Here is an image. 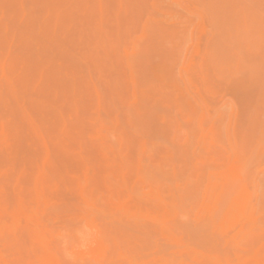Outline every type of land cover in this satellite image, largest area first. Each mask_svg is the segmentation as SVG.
Returning a JSON list of instances; mask_svg holds the SVG:
<instances>
[{
    "label": "rangeland",
    "instance_id": "obj_1",
    "mask_svg": "<svg viewBox=\"0 0 264 264\" xmlns=\"http://www.w3.org/2000/svg\"><path fill=\"white\" fill-rule=\"evenodd\" d=\"M0 120V264L264 263V0H0Z\"/></svg>",
    "mask_w": 264,
    "mask_h": 264
},
{
    "label": "bare ground",
    "instance_id": "obj_2",
    "mask_svg": "<svg viewBox=\"0 0 264 264\" xmlns=\"http://www.w3.org/2000/svg\"><path fill=\"white\" fill-rule=\"evenodd\" d=\"M130 1H131V0H130ZM126 8H127V6H126ZM116 9H117V8H116ZM143 11H144V10H143ZM135 12H136V11H135ZM123 14H124V13H123ZM128 14H129V13H128ZM126 16H127V15H126ZM123 17H124V16H123ZM155 24H156V23H155ZM155 26H156V25H155ZM17 101H18V100H17ZM77 113H78V112H77ZM80 116H81V115H80ZM60 117H61V116H60ZM60 117H59V118H60ZM59 121H60V119H59ZM0 122H2V121L0 120ZM80 122H81V120H80ZM49 123H50V122H49ZM0 125L3 126L4 124H1V123H0ZM58 125H59V124H58ZM133 125H134V124H133ZM2 126H1V128H2ZM135 127H136V126H135ZM1 128H0V129H1ZM3 129H4V128H3ZM1 132H2V130H1ZM47 132H48V131H47ZM49 132H50V131H49ZM55 135H56V134H55ZM56 137H57V136H56ZM46 140H47V139H46ZM43 141H45V139H44ZM63 141H64V140H63ZM46 142H47V141H46ZM40 143H41V142H40ZM61 148H62V147H61ZM7 149H8V148H7ZM40 149H42V148H40ZM16 150H17V149H16ZM101 150H102V149H101ZM82 151H83V150H82ZM140 151H142L141 148H140ZM8 152H9V151H8ZM9 153H11V152H9ZM82 153H83V152H82ZM16 154H17V153H16ZM41 154H43V153H41ZM41 154H40V155H41ZM17 156H18V155H17ZM139 156H142V155H139ZM89 158H91V157H89ZM137 158H138V156H137ZM141 158H142V157H141ZM105 159H106V158H105ZM97 160H98V159H97ZM115 160H116V159H115ZM143 160H144V159H143ZM8 161H9V160H8ZM13 161H14V160H13ZM76 161H77V160H76ZM113 161H114V159H113ZM181 161H182V160H181ZM11 162H12V161H11ZM23 162H24V161H23ZM94 162H95V161H94ZM142 162H143V161H142ZM15 163H16V162H15ZM53 163H54V162H53ZM113 163H114V162H113ZM140 163H141V162H140ZM12 164H13V163H12ZM98 165H99V164H98ZM184 165H185V164H184ZM9 166H10V165H9ZM60 166H61L60 168H62V165H60ZM112 166H113V165H112ZM18 167H19V166H18ZM142 167H143V166H142ZM71 168H72V167H71ZM101 168H102V167H101ZM150 168H151V167H150ZM62 169H63V168H62ZM62 169H61V170H62ZM108 169H109V168H108ZM112 169H113V168H112ZM102 170H103V169H102ZM116 170H117V168H116ZM118 170H119V169H118ZM149 170H150V169H149ZM157 170H158V169H157ZM159 170H160V168H159ZM63 171H64V170H63ZM166 171H167V170H166ZM171 171H172V169H171ZM64 172H65V171H64ZM109 172H110V171H109ZM122 172H123V171H122ZM68 173H69V172H68ZM113 173H114V172H113ZM113 173H112V174H113ZM150 173H152V172H150ZM150 173H149V174H150ZM170 173H171V172H170ZM135 174H136V173H135ZM163 174H164V173H163ZM164 175H165V174H164ZM112 176H113V175H112ZM118 177H119V176H118ZM154 177H155V176H154ZM154 177H152V180H153ZM121 178H122V176H121ZM157 178H158V177H157ZM163 178H164V177H163ZM163 178H162V179H163ZM122 179H123V178H122ZM128 179H129V178H128ZM136 179H137V178H136ZM116 180H119V179L117 178ZM163 180H164V179H163ZM107 181H108V180H107ZM153 181H154V180H153ZM156 181H159V179L156 180ZM167 181H168V179H167ZM167 181H166V179H165V182H166V183L169 182V181H168V182H167ZM82 182H84V181H82ZM82 182H81V183H82ZM121 182H122V181H121ZM154 182H155V181H154ZM154 182H153V183H154ZM125 183H126V182H125ZM171 183H172V182H170L169 184H171ZM83 184H84V183H83ZM109 184H110V183H109ZM111 184H112V183H111ZM136 184L138 185V183H136ZM157 184H158V183H157ZM157 184H156V185H157ZM177 184H178V183H177ZM79 185H81V184H79ZM116 185H117V184H116ZM133 185H134V184H133ZM154 185H155V184H154ZM154 185H153V186H154ZM161 185H162V184H161ZM171 185H172V184H171ZM81 186H82V185H81ZM172 186H173V185H172ZM31 187H32V186H31ZM35 187H36V186H35ZM83 187H84V186H83ZM133 187H134V186H133ZM133 187H132V189L135 188V187H134V188H133ZM138 187H139V186H138ZM190 187H191V186H190ZM75 188H76V187H75ZM142 188H143V185H142ZM211 188H212V187H211ZM34 189H36V188H34ZM130 189H131V188H130ZM130 189H128V190H130ZM132 189H131V190H132ZM138 189H139V188H138ZM188 189H189V188H188ZM188 189H187V190H188ZM206 189H209V185H208V188H206ZM213 189H214V188H213ZM241 189H242V188H241ZM16 190H17V189H16ZM125 190H126V189H125ZM131 190H130V191H131ZM151 190H152V189H151ZM154 190H155V189H154ZM160 190H161V189H160ZM179 190H181V189H179ZM182 190H183V189H182ZM204 190H205V189H204ZM218 190H219V189H218ZM33 191H35V190H33ZM130 191H128V192H130ZM134 191H137V190H134ZM132 192H133V191H132ZM156 192H157L156 190H155V193L153 192V193H154L153 196L157 195ZM160 192H161V191H160ZM208 192H209V191H208ZM33 193H34V192H33ZM137 193H138V192H137ZM178 193H180V192H178ZM181 193H182V191H181ZM219 193H221V192H219ZM81 195H82V196H85L84 193H82V192H81ZM134 195H136V193H134ZM149 195H150V193H149ZM170 195L172 196V193H170ZM221 195H222V193H221ZM150 196H151V195H150ZM153 196H152V198H153ZM171 196H170V197H171ZM174 196H175V193H174ZM176 196H179V195H177V193H176ZM77 197H78V196H77ZM156 197H157V196H156ZM156 197H155V198H156ZM161 197H162V195H161ZM170 197H169V198H170ZM180 197H181V196H180ZM60 198H61V197H60ZM80 198H81V200H82V197H80ZM84 198H87V196L84 197ZM132 198H133V197H132ZM173 198H174V197H172V199H173ZM178 198H179V197H178ZM61 199H62V198H61ZM88 199H89V197L87 198V200H88ZM158 199H159V198H158ZM172 199H171V200H172ZM217 199H218V198H217ZM222 199H223V198H222ZM84 200H85V199H84ZM87 200H86V202H87ZM92 200H93V199H92ZM169 200H170V199H169ZM171 200H170V201H171ZM174 200H175V198H174ZM179 200H180V199H179ZM179 200H177V198H176V200H175V202L177 201L176 204H178V201H179ZM89 201H90V200H89ZM97 201H98V200H97ZM160 201H161V200H160ZM160 201H159V203H161ZM181 201H182V199H181ZM181 201H179L180 204H181ZM207 201H208V200H207ZM238 201H239V200H238ZM37 202H38V201H37ZM116 202H117V201H116ZM162 202H163V201H162ZM183 202H184V201H183ZM215 202H217V201H215ZM223 202H224V201H223ZM68 203H69V202H68ZM205 204H206V203H205ZM83 205H88V204H84V203H83ZM184 205H185V204H184ZM68 206H69V205H68ZM137 206H138V205H137ZM158 206H159V205H158ZM162 206L164 207L165 205L162 204ZM177 206H179V204L176 205V208H175V209H177ZM180 206H181V205H180ZM81 207H82V206H81ZM88 207H89V206H88ZM170 207L172 208V206H170ZM170 207L168 206L167 208H170ZM174 207H175V206H174ZM182 207H183V206H181V209H183ZM185 207H186V206H185ZM215 207H216V206H215ZM29 208H30V207H29ZM83 208H85V207H83ZM134 208H135V207H134ZM230 208H231V206H230ZM107 209H108V208H107ZM121 209H122V208H121ZM121 209H120V210H121ZM136 209H137V208H136ZM161 209H162V208H161ZM165 209H166V208H165ZM175 209L173 208V210H175ZM210 209H211V208H210ZM223 209H224V208H223ZM237 209H238V208H237ZM85 210H86V209H85ZM93 210H94V209H93ZM167 210H169V209H167ZM213 210H214V209H213ZM80 211H81V210H80ZM82 211H83V210H82ZM87 211H88V210H87ZM125 211L127 212V210H125ZM142 211H143V210H142ZM169 211H170V210H169ZM178 211H179V208H178ZM185 211H186V209L184 210V212H185ZM214 211H215V210H214ZM223 211H224V210H223ZM47 212H48V211H47ZM66 212H67V211H66ZM94 212H96V211H94ZM118 212H119V211H118ZM118 212H117V213H118ZM138 212H139V211H138ZM144 212H145V211H144ZM181 212H182V211H181ZM186 212H187V211H186ZM209 212H211V211H209ZM215 212H216V211H215ZM78 213H79V212H78ZM174 213H175V211H174ZM224 213H225V212H224ZM224 213H222V214H224ZM244 213H245V212H244ZM43 214H44V213H43ZM82 214H84V215H82V216L87 217V213L84 212V213H82ZM105 214H107V213H105ZM172 214H173V213H172ZM222 214L220 213L221 216H222ZM245 214H246V213H245ZM85 215H86V216H85ZM90 215H92V214L89 213L88 216L90 217ZM110 215H111V214H110ZM155 215H157V214H155ZM160 215H162V213H161ZM166 215H167V214H166ZM170 215H171V214H170ZM178 215H181V214H178ZM178 215H177V216H178ZM220 215H219V216H220ZM229 215H230V214H229ZM229 215H228V216H229ZM79 216H80V215H79ZM95 216H96V213H95ZM101 216H102V215H101ZM111 216H112V215H111ZM167 216H168V215H167ZM172 216H173V215H172ZM249 216H250V215H249ZM89 217H87L86 219H89ZM165 217H166V216H165ZM168 217H169V216H168ZM174 217H175V216H174ZM209 217H211V216H209ZM262 217H263V216H262ZM104 218H105V217H104ZM108 218H109V216H108ZM112 218H113V217H112ZM116 218H117V217H116ZM147 218H148V217H147ZM163 218H164V217H163ZM176 218H177V217H176ZM196 218H197V216H196ZM196 218H195V219H196ZM228 218H229V217H228ZM228 218H227V220H228ZM249 218H250V217H249ZM256 218H257V217H256ZM256 218H255V219H256ZM258 218H259V217H258ZM90 219H92V216H91ZM178 219H179V218H178ZM178 219H177V220H178ZM212 219H213V218H212ZM215 219H216V218H215ZM218 219H219V218H218ZM221 219H222V218H221ZM229 219H230V218H229ZM241 219H242V218H241ZM260 219H261V218H260ZM262 219H264V218H262ZM107 220L110 222V219H107ZM121 220H122L121 222H124L123 219H121ZM169 220H170V219H169ZM174 220H175V219H174ZM181 220H182V219H181ZM188 220H189V219H188ZM209 220L211 221V219H209ZM219 220H220V219H219ZM227 220H226V221H227ZM242 220H244V219H242ZM249 220H250V219H249ZM15 221H16V220H15ZM18 221H19V220H18ZM87 221H88V220H87ZM103 221H104V220H103ZM111 221H112V220H111ZM131 221H132V220H131ZM159 221H160V220H159ZM172 221H173V220H172ZM202 221H203V220H202ZM206 221H208V220H206ZM206 221H204V222H205V226L208 225V227H209V222H208V224H206ZM259 221H260V220H259ZM263 221H264V220H263ZM263 221L261 220L260 223L263 222ZM80 222H81V221H80ZM80 222H79V223H80ZM119 222H120V221H119ZM212 222H213V221H212ZM216 222H217V221H216ZM224 222H225V221H224ZM224 222H223V224H224ZM255 222H256V220H255ZM255 222H254V223H255ZM47 223H48V222H47ZM124 223H125V222H124ZM129 223H130V222H129ZM182 223H183V222H182ZM189 223H190V222H189ZM201 223H202V222H200V224H201ZM252 223H253V222H252ZM88 224H89V223H88ZM108 224H109V223H108ZM134 224H136V223L134 222ZM170 224H171V223H170ZM193 224H194V223H193ZM202 224H203V223H202ZM202 224H201V225H202ZM225 224H226V223H225ZM1 225H2V224H1ZM1 225H0V228L2 227ZM30 225H32V224H30ZM89 225H90V224H89ZM99 225H101V223H100ZM123 225H124V224H123ZM126 225H127V224H126ZM216 225H218V224L216 223ZM263 225H264V224H263ZM112 226H113V225H112ZM115 226H116V225H115ZM121 226H122V225H121ZM127 226H128V225H127ZM127 226H126V228H127ZM133 226L135 227L136 225H133ZM193 226H194V225H193ZM203 226H204V225H203ZM203 226H202V227H203ZM210 226L213 227L214 224H212V225H210ZM246 226H248L247 223H246ZM7 227H8V226H7ZM83 227H84V226H83ZM97 227H98V226H97ZM119 227H120V225H119ZM194 227H195V226H194ZM199 227H201V226H199ZM208 227H207V228H208ZM216 227H217V226H216ZM103 228H104V227H103ZM129 228H130V227H129ZM131 228H132V227H131ZM144 228H145V227H144ZM191 228H192V227H191ZM9 229H10V228H9ZM11 229L13 230L14 228H11ZM99 229H100V228H99ZM138 229H139V228H138ZM194 229H195V228H194ZM224 229H225V228H224ZM248 229H252V228L248 227ZM248 229L246 228L245 231L248 232V231H247ZM100 230H101V229H100ZM113 230H114V229H113ZM133 230H134V229H133ZM176 230H177V229H176ZM231 230H232V229H231ZM262 230H264V226H263ZM0 231H1V232H0V234H1V233L3 232V230H0ZM10 231H11V230H10ZM28 231H29V230H28ZM95 231H97V230H95ZM178 231H179V230H178ZM250 231H251V230H250ZM255 231H256V230H255ZM11 232H12V231H11ZM144 232H147V231H144ZM158 232L161 233L160 231H158ZM172 232H173V231H172ZM5 233H6V232H5ZM12 233L15 234V232H12ZM27 233H28V232H27ZM63 233H64V232H63ZM83 233H84V232H83ZM176 233H177V231H176ZM180 233H181V232H180ZM191 233H193V232H191ZM201 233H202V232H201ZM216 233H217V232H216ZM221 233H222V232H220L219 234L221 235ZM253 233H254V231H253ZM256 233H257V231H256ZM25 234H26V233H25ZM34 234H35L39 239L43 240L42 235H41L39 229H38V230H35V231H34ZM34 234H33V236H34ZM66 234H67V233H66ZM74 234H75V233H74ZM74 234H73V236H74ZM122 234H123V233H122ZM132 234H135V233H132ZM170 234H173V233H170ZM178 234H179V233H178ZM181 234H182V233H181ZM208 234H209V233L206 232V236H207ZM210 234H211V233H210ZM214 234H215V233H214ZM223 234H224V233H223ZM240 234H242V232H240ZM61 235H62V233H61ZM215 235H216V234H215ZM234 235H235V232H234ZM28 236H29V234H28ZM64 236H65V235H64ZM67 236H68V235H67ZM101 236H102V235H101ZM168 236H169V234H168ZM197 236H198V235H197ZM209 236H210V235H209ZM9 237H10V235H9ZM79 237H81V236H79ZM95 237H96V236H95ZM171 237H172V236H171ZM68 238H69V237H68ZM68 238H67V239H68ZM101 238H102V237H101ZM124 238H125V237H124ZM130 238H131V237H130ZM229 238H230V237H229ZM229 238H228V239H229ZM258 238H259V237H258ZM262 238H263V237H262ZM262 238H261V239H262ZM10 239H11V242H12V239H13V238H10ZM114 239H115V238H114ZM163 239H164V238H163ZM167 239L169 240L170 238H167ZM183 239H184V238H183ZM193 239H194V238H193ZM199 239H200V238H199ZM225 239H226V238H225ZM233 239H234V238H233ZM233 239H232V240H233ZM235 239H236V238H235ZM237 239H238V238H237ZM259 239H260V238H259ZM259 239H258V240H259ZM24 240H25V239H24ZM97 240L100 241V239H96V241H97ZM124 240H125V239H124ZM82 241H83V240H82ZM116 241H118V240H116ZM169 241H170V240H169ZM185 241H186V240H185ZM190 241H191V240H190ZM200 241H201V240H200ZM205 241L207 242V240H205ZM213 241H214V240H213ZM226 241H228V240H226ZM229 241H230V240H229ZM254 241H255V240H254ZM259 241L262 242V240H259ZM28 242H29V241H28ZM94 242H95V241H94ZM102 242H103V241H102ZM118 242H119V241H118ZM152 242H153V241H152ZM175 242H176V241H175ZM181 242H182V241H181ZM252 242H253V241H252ZM255 242H256V241H255ZM263 242H264V241H263ZM12 243H13V242H12ZM30 243H31V242H30ZM78 243H79V242H78ZM107 243H108V242H107ZM156 243H157V242H156ZM256 243H257V242H256ZM8 244H9V243H8ZM42 244H43V242H42ZM129 244H130V243H129ZM144 244H145V243H144ZM191 244H192V243H191ZM193 244H194V243H193ZM225 244H226V242H225ZM228 244H232V243L229 242ZM238 244H239V243H238ZM252 244H253V243H252ZM260 244H261V243H260ZM13 245H14V244H13ZM55 245H56V244H55ZM138 245H139V244H138ZM165 245H166V244H165ZM242 245H243V244H242ZM250 245H251V244H250ZM44 246H45V245H44ZM158 246H159V245H158ZM213 246H214V245H213ZM248 246H249V245H248ZM253 246H255V244H254ZM256 246H258V244H257ZM16 247H17V246H16ZM60 247H61V246H60ZM176 247H177V246H176ZM203 247H204V246H203ZM208 247H211V246L208 245ZM259 247H260V246H259ZM12 248H14V247H12ZM190 248H191V247H190ZM193 248H194V247H193ZM199 248H200V246H199ZM253 248H254V247H253ZM8 249H9V248H8ZM14 249H15V248H14ZM25 249H26V247H25ZM39 249H41V248H39ZM133 249H134V248H133ZM208 249H210V248H208ZM9 250H10V249H9ZM86 250H88V249H86ZM86 250H85V251H86ZM108 250H109V249H108ZM134 250H135V249H134ZM193 250H194V249H193ZM203 250H205V249H203ZM249 250H251V249H249ZM252 250H253V249H252ZM12 251H13V250H12ZM12 251L10 250V252H12ZM15 251H17V249H15ZM15 251H14V252H15ZM21 251H23V250H21ZM24 251H26V250H24ZM102 251H103V250H102ZM102 251H100V252H102ZM109 251H110V250H109ZM109 251H108V252H109ZM205 251H206V250H205ZM18 252H19V251H18ZM61 252H62V251H61ZM91 252H92V251H91ZM192 252H193V251H192ZM244 252H245V251H244ZM254 252H255V250H254ZM21 253H22V252H21ZM37 253H38V252H37ZM37 253H36V254H37ZM96 253H97V252H96ZM102 253H103V252H102ZM102 253H101V254H102ZM104 253H105V251H104ZM117 253H118V252H117ZM136 253H137V252H136ZM138 253H139V252H138ZM194 253H195V252H194ZM245 253H246V252H245ZM73 254H74V253H73ZM97 254H98V253H97ZM97 254H95V256H96ZM123 254H124V253H123ZM211 254H212V253H211ZM249 254H250V252H249ZM251 254H252V252H251ZM18 255H19V254H18ZM41 255L43 256V254H41ZM102 255L104 256L105 254H102ZM140 255H141V254H140ZM195 255H196V254H195ZM226 255H227V254H226ZM10 256H11V254H10ZM10 256H9V257H10ZM52 256H53V255H52ZM86 256H87V255H86ZM86 256H85V257H86ZM129 256H130V255H129ZM255 256H256V255H255ZM2 257H3V256H2ZM6 257H7V256H6ZM73 257H74V256H73ZM88 257H89V255H88ZM105 257H106V256H105ZM115 257H116V256H115ZM126 257H127V256H126ZM126 257H125V258H126ZM193 257H194V255H193ZM207 257H208V256H207ZM210 257H211V256H210ZM226 257H227V256H226ZM239 257H240V256H239ZM250 257H251V256H250ZM44 258H45V257H44ZM46 258H47V256H46ZM46 258H45V259H46ZM123 258H124V257H123ZM123 258L121 259L122 261H123ZM148 258H149V257H148ZM166 258H167V257H166ZM177 258H178V257H177ZM231 258H232V257H231ZM256 258H257V257H256ZM256 258H255V259H256ZM19 259H20V258H19ZM42 259H43V257H42ZM47 259H48V258H47ZM54 259H55V258H54ZM86 259H87V258H86ZM113 259H114V258H113ZM130 259H131V258H130ZM160 259H161V258H160ZM201 259H203V258H201ZM233 259H234V258H233ZM250 259H252V258H250ZM29 260H30V259H29ZM102 260H103V257H102ZM110 260H111V259H110ZM135 260H136V259H135ZM139 260H140V258H139ZM168 260H169V259H167V261H168ZM188 260H189V259H188ZM246 260H247V259H246ZM15 261H16V260H15ZM15 261H14V262H15ZM126 261H127V260H126ZM131 261H132V260H131ZM131 261H130V262H131ZM173 261H174V260H173ZM14 262H13V263H14ZM40 262H41V260H40ZM52 262H53V261H52ZM169 262H170V261H169ZM210 262H211V260H210ZM57 263H58V262H57ZM107 263H108V262H107ZM123 263H124V261H123ZM125 263H126V262H125ZM137 263H138V262H137ZM211 263H212V262H211ZM233 263H236V262H233ZM14 264H15V263H14ZM17 264H18V263H17ZM59 264H60V263H59ZM126 264H127V263H126ZM133 264H135V263H134V260H133ZM173 264H174V263H173ZM175 264H176V263H175ZM256 264H257V263H256ZM263 264H264V263H263Z\"/></svg>",
    "mask_w": 264,
    "mask_h": 264
}]
</instances>
